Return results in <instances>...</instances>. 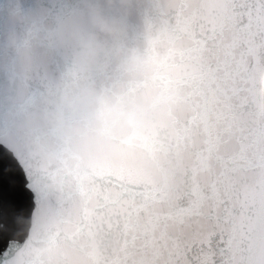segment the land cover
Instances as JSON below:
<instances>
[{
  "label": "snow or ice",
  "instance_id": "obj_1",
  "mask_svg": "<svg viewBox=\"0 0 264 264\" xmlns=\"http://www.w3.org/2000/svg\"><path fill=\"white\" fill-rule=\"evenodd\" d=\"M153 10L150 67L102 90L150 109L110 159L53 146L41 160L0 119V264H264V0ZM177 160L185 187L169 196L158 177Z\"/></svg>",
  "mask_w": 264,
  "mask_h": 264
},
{
  "label": "clouds",
  "instance_id": "obj_2",
  "mask_svg": "<svg viewBox=\"0 0 264 264\" xmlns=\"http://www.w3.org/2000/svg\"><path fill=\"white\" fill-rule=\"evenodd\" d=\"M133 0H81L87 18V29L55 33L65 47L76 46L73 53L75 70L86 72L106 63L112 54V41L125 35L119 14L128 15ZM27 59V49L22 52ZM128 72L140 74L150 67L147 58L137 50L124 58ZM168 97L166 103L174 102ZM40 106L13 103L0 110V119L10 120L17 131L28 139L30 155L47 161L53 146L89 162L110 159L115 151L114 138L125 131L143 130L150 116L149 106L141 101L122 104L117 96H106L94 82L74 83L46 88L39 97ZM184 168L173 162L166 180L158 179L169 196L183 191ZM71 211L68 215H71ZM45 220L36 221L38 230Z\"/></svg>",
  "mask_w": 264,
  "mask_h": 264
},
{
  "label": "water",
  "instance_id": "obj_3",
  "mask_svg": "<svg viewBox=\"0 0 264 264\" xmlns=\"http://www.w3.org/2000/svg\"><path fill=\"white\" fill-rule=\"evenodd\" d=\"M153 3L133 0L128 15L117 13L125 35L112 41L106 63L79 72L72 60L76 46H63L55 33L61 27L87 29L81 0H0V110L13 103L40 106L42 92L64 85L69 70L75 71L76 83L94 82L97 89L106 88L125 67L130 51L143 54L147 25L154 18ZM24 49L27 59L22 56ZM168 175L158 179L166 180Z\"/></svg>",
  "mask_w": 264,
  "mask_h": 264
}]
</instances>
